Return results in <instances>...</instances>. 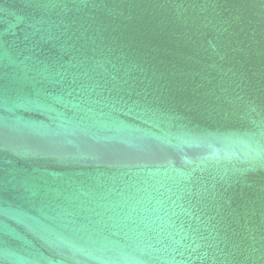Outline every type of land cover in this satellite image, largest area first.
<instances>
[{"label": "water", "instance_id": "water-1", "mask_svg": "<svg viewBox=\"0 0 264 264\" xmlns=\"http://www.w3.org/2000/svg\"><path fill=\"white\" fill-rule=\"evenodd\" d=\"M0 264H264V0H0Z\"/></svg>", "mask_w": 264, "mask_h": 264}]
</instances>
